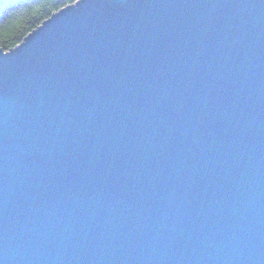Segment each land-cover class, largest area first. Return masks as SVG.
<instances>
[{"label": "water", "instance_id": "95a60500", "mask_svg": "<svg viewBox=\"0 0 264 264\" xmlns=\"http://www.w3.org/2000/svg\"><path fill=\"white\" fill-rule=\"evenodd\" d=\"M0 264H264V0H77L0 49Z\"/></svg>", "mask_w": 264, "mask_h": 264}, {"label": "trees", "instance_id": "16d2710c", "mask_svg": "<svg viewBox=\"0 0 264 264\" xmlns=\"http://www.w3.org/2000/svg\"><path fill=\"white\" fill-rule=\"evenodd\" d=\"M77 0H0V49L10 51L52 14Z\"/></svg>", "mask_w": 264, "mask_h": 264}, {"label": "rangeland", "instance_id": "374dc122", "mask_svg": "<svg viewBox=\"0 0 264 264\" xmlns=\"http://www.w3.org/2000/svg\"><path fill=\"white\" fill-rule=\"evenodd\" d=\"M75 3V2H74ZM58 12V11H57ZM55 14V13H54ZM2 50V49H1ZM4 51V50H3ZM4 52H7V51H4Z\"/></svg>", "mask_w": 264, "mask_h": 264}]
</instances>
